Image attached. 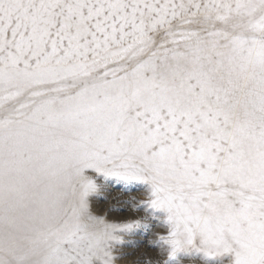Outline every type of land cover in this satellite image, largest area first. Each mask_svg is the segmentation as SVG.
<instances>
[{"label": "snow or ice", "instance_id": "1", "mask_svg": "<svg viewBox=\"0 0 264 264\" xmlns=\"http://www.w3.org/2000/svg\"><path fill=\"white\" fill-rule=\"evenodd\" d=\"M96 177L141 215H94ZM157 225L147 264H264V0H0V264Z\"/></svg>", "mask_w": 264, "mask_h": 264}, {"label": "rangeland", "instance_id": "2", "mask_svg": "<svg viewBox=\"0 0 264 264\" xmlns=\"http://www.w3.org/2000/svg\"><path fill=\"white\" fill-rule=\"evenodd\" d=\"M97 190L91 194L89 203L94 215L106 218L111 222H121L141 215L134 208L135 198L138 202L144 196V188L138 182H127L118 178L96 177ZM121 198V206H114L112 200ZM163 229L154 226L146 234L143 230L124 234L123 243L115 246L119 257L116 264H147L148 260L158 257L159 249L152 246L155 235ZM162 259V257H160ZM199 264V262H196Z\"/></svg>", "mask_w": 264, "mask_h": 264}, {"label": "bare ground", "instance_id": "3", "mask_svg": "<svg viewBox=\"0 0 264 264\" xmlns=\"http://www.w3.org/2000/svg\"><path fill=\"white\" fill-rule=\"evenodd\" d=\"M121 199V198H120ZM120 199L119 198H114L113 200H112V204L114 205V206H121L122 204H120Z\"/></svg>", "mask_w": 264, "mask_h": 264}]
</instances>
